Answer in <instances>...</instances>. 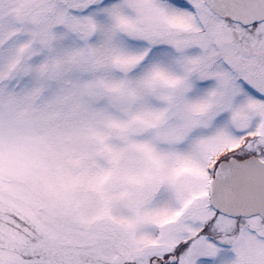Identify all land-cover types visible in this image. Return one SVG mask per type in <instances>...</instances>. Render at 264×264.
<instances>
[{
  "label": "snow or ice",
  "instance_id": "obj_1",
  "mask_svg": "<svg viewBox=\"0 0 264 264\" xmlns=\"http://www.w3.org/2000/svg\"><path fill=\"white\" fill-rule=\"evenodd\" d=\"M0 264H264V0H0Z\"/></svg>",
  "mask_w": 264,
  "mask_h": 264
}]
</instances>
